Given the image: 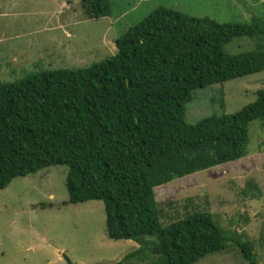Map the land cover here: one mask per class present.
<instances>
[{
  "label": "trees",
  "instance_id": "trees-1",
  "mask_svg": "<svg viewBox=\"0 0 264 264\" xmlns=\"http://www.w3.org/2000/svg\"><path fill=\"white\" fill-rule=\"evenodd\" d=\"M83 7L89 19L111 15L109 0H83ZM242 38H264V24H223L159 7L101 63L0 84V190L66 165L68 203L102 201L109 239L140 246L124 260L142 255L146 238H154L158 264H195L230 247L259 264L254 243L238 230L226 233L210 212L163 226L169 215L156 196L171 180L248 156L251 125H264V88L235 114L186 121L195 90L264 71V48L225 51Z\"/></svg>",
  "mask_w": 264,
  "mask_h": 264
},
{
  "label": "rangeland",
  "instance_id": "rangeland-1",
  "mask_svg": "<svg viewBox=\"0 0 264 264\" xmlns=\"http://www.w3.org/2000/svg\"><path fill=\"white\" fill-rule=\"evenodd\" d=\"M109 1V17L89 19L83 0H0V84L101 63L117 53L119 38L159 7L223 24H264V0ZM258 48L263 50L264 38L235 39L225 51L237 55ZM263 88L264 71L197 89L186 104V121L235 114ZM68 169L51 166L0 190V264H158L162 256L153 252L154 238H146L150 244L142 255L124 260L140 246L109 239L102 201L68 203ZM156 196L169 215L160 217L163 226L189 212H210L226 233L238 230L254 243L264 264V125H251L247 157L171 180ZM195 264L248 263L240 249L230 247Z\"/></svg>",
  "mask_w": 264,
  "mask_h": 264
}]
</instances>
